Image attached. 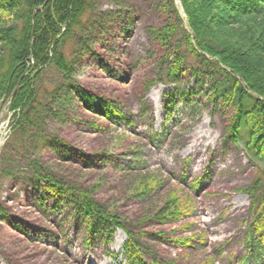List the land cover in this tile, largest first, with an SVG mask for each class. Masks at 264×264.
I'll use <instances>...</instances> for the list:
<instances>
[{"label":"rangeland","instance_id":"rangeland-1","mask_svg":"<svg viewBox=\"0 0 264 264\" xmlns=\"http://www.w3.org/2000/svg\"><path fill=\"white\" fill-rule=\"evenodd\" d=\"M91 1L88 22L64 46L69 76L50 67L40 77L41 128L9 136L11 114L8 104L0 103V116L5 114L0 157L4 150L15 154L0 160V264H126L122 254L127 235L113 224L93 221L87 236V220L81 218L77 200L56 199L44 191L26 170V158L57 167L54 175L69 187L96 186L94 198L131 231L146 262L209 264L212 258L210 264H236L246 253L242 222L248 220L249 207L248 197L237 190L248 186L255 172L227 139L229 109L219 99L208 100L222 76L186 49V26L179 25L171 8L163 9L165 0ZM169 21L178 28L170 41L173 54L164 61L163 48L150 29ZM174 55L183 58L182 70L190 72L168 75ZM147 80L157 84L146 93L142 84ZM78 89L118 103L125 119L109 123L86 112L79 105ZM92 122L105 128L93 131L87 124ZM195 134L202 139L192 150ZM45 136L74 150L55 142L46 146ZM63 150L66 158L58 160ZM79 155L88 159L84 162ZM205 173L199 191L190 192V181ZM153 176L163 183L161 189L131 196L135 177ZM175 186L191 196L193 213L173 225H137L139 216L150 213ZM193 235L202 242L181 247L173 241ZM221 245L224 257L215 251Z\"/></svg>","mask_w":264,"mask_h":264},{"label":"trees","instance_id":"trees-1","mask_svg":"<svg viewBox=\"0 0 264 264\" xmlns=\"http://www.w3.org/2000/svg\"><path fill=\"white\" fill-rule=\"evenodd\" d=\"M178 2L177 6L175 0H165L162 7L164 10L171 8L179 25L186 26L183 30L186 49L212 64L222 76L213 86L208 100L214 102L219 99L224 109H229L230 115L225 117L227 139L241 149L255 172L248 186L237 190L249 198V220L245 222L243 236L246 254L237 262L264 264V0ZM93 9L91 0H0V102L7 101L17 87L9 105L12 114L9 136L17 132H37L41 128L42 117L38 113L40 77L50 67L66 78L69 76L70 63L64 46L72 37L78 38L76 32L88 22ZM177 28V24L169 21L160 28L150 29L154 42L163 48L164 61L173 54L170 53V41ZM182 61L183 58L176 55L171 58L167 67L170 77L190 72L188 69L182 70ZM156 84V80H147L142 84V90L147 93ZM45 91L48 93L47 89ZM77 91L79 105L86 112L109 123L110 120L119 123L125 119L118 103L110 98L86 90ZM183 96L188 98L189 93L183 91ZM87 124L96 132L105 128L101 123ZM43 142L46 146L55 142L62 144L67 151L74 150L63 142H51L48 136L44 137ZM65 153L63 150L57 155L58 160H64ZM2 154L0 160L15 155L11 150H4ZM87 157L79 155L84 162ZM26 159V170L36 181H40L44 191L56 199L63 196L77 200L81 218L87 220L85 229L88 236L93 229V221L113 224L126 233L123 258L127 264H174L173 261L157 263L155 260H143L131 231L112 216L106 205L94 198L96 186L89 189L69 187L54 175L53 170H58L57 167L43 163L40 158ZM2 175L0 171V177ZM154 177H135L131 196L161 189L163 183ZM204 177L190 182V192L199 190ZM190 198L189 194L175 186L165 192L162 201L155 204L150 213L139 216L137 225L153 222L166 226L184 222L183 218L193 213ZM181 224L182 229H188L185 223ZM194 240L202 242V237L193 235L173 241L186 247ZM222 248L216 249L218 255ZM211 262L212 259H209L207 263Z\"/></svg>","mask_w":264,"mask_h":264},{"label":"bare ground","instance_id":"bare-ground-1","mask_svg":"<svg viewBox=\"0 0 264 264\" xmlns=\"http://www.w3.org/2000/svg\"><path fill=\"white\" fill-rule=\"evenodd\" d=\"M178 3H179L178 0H175V4L178 5ZM16 90H17V87H16V88L14 89V91L12 92V95H14V93H15ZM199 139H202L201 136H200V134H195L194 137H193V142H192V143L195 144L196 142H198ZM1 143H2V142H1V136H0V145H1ZM191 149H192V150H193V149L196 150V149H197V145L195 144V145L191 146ZM76 258H78L77 255H76Z\"/></svg>","mask_w":264,"mask_h":264},{"label":"water","instance_id":"water-1","mask_svg":"<svg viewBox=\"0 0 264 264\" xmlns=\"http://www.w3.org/2000/svg\"><path fill=\"white\" fill-rule=\"evenodd\" d=\"M0 122H1V119H0Z\"/></svg>","mask_w":264,"mask_h":264}]
</instances>
